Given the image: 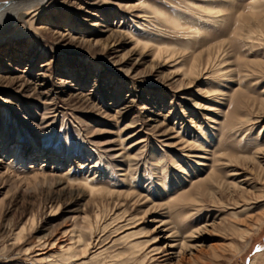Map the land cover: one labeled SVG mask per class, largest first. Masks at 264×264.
I'll return each instance as SVG.
<instances>
[{"label": "rangeland", "instance_id": "374dc122", "mask_svg": "<svg viewBox=\"0 0 264 264\" xmlns=\"http://www.w3.org/2000/svg\"><path fill=\"white\" fill-rule=\"evenodd\" d=\"M218 1L199 33L205 0H45L0 20V264L58 262L79 237L69 264H138L120 237L139 228L130 241L162 248L140 264H264V0Z\"/></svg>", "mask_w": 264, "mask_h": 264}, {"label": "bare ground", "instance_id": "6f19581e", "mask_svg": "<svg viewBox=\"0 0 264 264\" xmlns=\"http://www.w3.org/2000/svg\"><path fill=\"white\" fill-rule=\"evenodd\" d=\"M43 1H45V0H26V1H24V2L22 1V3L16 4V5L10 4L6 8V10L0 14V20H4V16H6V15H11V16L14 15L15 13L18 12V9L20 10L22 8H27V7L34 8V6L41 5L42 4L41 2H43ZM218 3H219V1L217 2V0H207V1L205 0V3L200 5V7H199V8H201L200 10L203 13H205L206 16H203V17L198 18V19H195V20H193L192 18H189L188 19L189 23L191 21L193 23V27L191 29L192 31L194 30L195 33H199L201 27L203 25H205V24H209V23L216 24V23L222 22V18L221 17H222V14H223V11H222L223 9H222V6L220 4H218ZM220 3H223V2L220 0ZM252 4H253V6L251 7V9H252L251 10L252 17H260V16H263V13L261 14L260 11L253 10V9L257 8L255 2L252 3ZM153 12L155 13L156 16H160V17L164 18L166 21H168L175 28H182V25H184V24L181 25V22H180V20L182 21L181 17H184V14L183 13L182 14L181 13H175L177 15H174V18L170 20L165 13L161 12L156 7L153 8ZM262 18H263V21H264V16ZM263 24H264V22H263ZM136 39H137L136 40V43L137 44H140L142 46H144V45L147 44V41L146 40L143 41V40H141L139 38H136ZM153 51H154V53H155L156 56L160 57L163 54H169V52L171 50H169V48H167V47H161L159 45L158 46L155 45ZM218 56H219V53H217L214 57H212L208 61L207 64H209L211 61H213L212 60L213 58H215L214 60H216ZM208 58H210V57H208ZM219 63L220 62H218V64ZM194 69L195 68L193 66H191L189 72L192 73L194 71ZM261 143H260L259 146L257 145L258 148L263 146ZM90 191L92 193L94 191H97V189L90 188ZM112 192L113 191H109V189L107 191V193H112ZM235 203H237V202H235ZM245 206H246V204H245ZM125 212L126 211H123L122 214H120V215H118V214L114 215V217L111 219V223L114 222V221H116V220H118V219H120L121 217L123 218ZM134 217H135V215L130 216L129 218L122 219L121 221H126V222L123 225H120V226L117 225V227H114V231L113 232H116L119 229H121V228H123V227H125L127 225H130V224L135 223L137 220L134 219ZM257 222H259V220ZM109 224L110 223H108L104 227H102V230L101 231H103ZM99 230H100V228H99ZM144 232L145 231L143 229L139 228L137 231L131 230L129 232H126L125 234H123L120 237L121 240H123L125 242V244H127V247L130 250L129 252H130L131 255H130L129 259H136L137 256L140 257L138 259V264H140L141 262H143L146 258H154V256H156V254L162 253V248L159 245H157V244H155L153 242H150V239H146L144 241H141V240H133V239H131V241L129 240L131 237L138 238L136 236H138V234L144 233ZM153 238H156V237L154 236ZM81 240H82V238L80 239V237L78 239H76V240H73L72 238L69 239L68 243H66L64 246H61L60 247V250L63 251L64 257L62 256V258H60V260H58V262H56V261H49L47 264H59V262L61 264H69L70 262H73V260H75V259H73L74 257H77V256H85L87 254L88 249H89V245L82 246L83 244H81V242H82ZM171 246L172 245H166L167 248L168 247L170 248ZM100 253H101L100 251H98L96 253H92L89 256V258H88L87 261L89 262V260H94V259L98 258V256L100 255ZM39 254H41V253H37L34 256L39 255ZM120 254H121V252H118L115 255H113V257H117ZM168 254H172L171 255L172 257H177V254H175V253H168ZM31 259L34 262H40L42 260V258H36V257H31ZM78 264H85V261H82L81 263H78ZM251 264H254V262H252Z\"/></svg>", "mask_w": 264, "mask_h": 264}]
</instances>
